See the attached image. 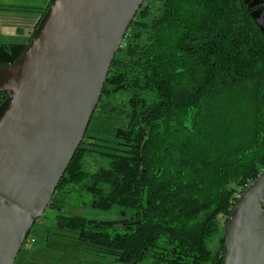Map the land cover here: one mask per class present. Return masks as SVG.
Wrapping results in <instances>:
<instances>
[{
	"label": "trees",
	"instance_id": "trees-1",
	"mask_svg": "<svg viewBox=\"0 0 264 264\" xmlns=\"http://www.w3.org/2000/svg\"><path fill=\"white\" fill-rule=\"evenodd\" d=\"M155 1L157 16L147 21L145 0L134 17L99 98L129 91L127 122L110 141L84 133L54 190L116 218L57 215L46 243L118 264H225V229L217 250L208 243L264 171V0ZM49 5L27 43L0 44V66L24 53Z\"/></svg>",
	"mask_w": 264,
	"mask_h": 264
},
{
	"label": "water",
	"instance_id": "water-1",
	"mask_svg": "<svg viewBox=\"0 0 264 264\" xmlns=\"http://www.w3.org/2000/svg\"><path fill=\"white\" fill-rule=\"evenodd\" d=\"M145 0H52L24 53L0 66V264H14L82 140ZM264 171L224 225L225 264H264Z\"/></svg>",
	"mask_w": 264,
	"mask_h": 264
},
{
	"label": "rangeland",
	"instance_id": "rangeland-1",
	"mask_svg": "<svg viewBox=\"0 0 264 264\" xmlns=\"http://www.w3.org/2000/svg\"><path fill=\"white\" fill-rule=\"evenodd\" d=\"M0 3L4 5L26 4L23 0H0ZM146 3L152 7L147 17V21H149L159 14L158 7L160 3L155 0H146ZM130 95L131 93L125 90L111 91L107 95H103L91 114L85 131L86 136L95 137L99 140H112L113 130L125 125L127 122L123 105ZM51 199L62 201L64 203L63 207L60 211L46 208L43 215L35 221V225L26 239V245L16 257L17 264H118L111 258L101 259L86 254L56 250L46 243V231L55 227V217L57 215L83 216L98 220H113L116 218L112 213L93 212L82 207L81 203L89 199V196L84 193H66L62 189L61 191H55L51 195ZM222 223L223 221H221ZM223 230L224 226L220 225V235L214 237L212 243H208L212 252L219 248V240L222 237ZM147 260L148 258H145L139 264H146Z\"/></svg>",
	"mask_w": 264,
	"mask_h": 264
},
{
	"label": "crops",
	"instance_id": "crops-1",
	"mask_svg": "<svg viewBox=\"0 0 264 264\" xmlns=\"http://www.w3.org/2000/svg\"><path fill=\"white\" fill-rule=\"evenodd\" d=\"M26 4L0 3V44H25L40 19V11L52 0H23Z\"/></svg>",
	"mask_w": 264,
	"mask_h": 264
}]
</instances>
